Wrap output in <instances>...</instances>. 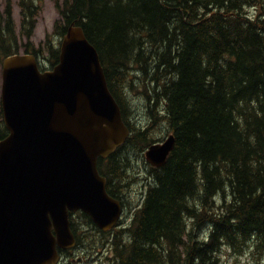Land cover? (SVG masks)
<instances>
[{
    "label": "trees",
    "instance_id": "16d2710c",
    "mask_svg": "<svg viewBox=\"0 0 264 264\" xmlns=\"http://www.w3.org/2000/svg\"><path fill=\"white\" fill-rule=\"evenodd\" d=\"M32 2L21 0L19 40L12 0H5L0 60L47 53L53 68L60 47L51 40L33 46ZM57 9L55 34L84 29L131 131L108 160H99L109 195L124 204L132 155L156 143L155 125L176 137L166 164L151 168L154 183L131 224L103 233L80 213L100 236L78 244L109 250L112 264H227L225 248L263 256L264 0H63ZM136 81L147 126L129 123L127 92ZM8 135L1 109L0 142Z\"/></svg>",
    "mask_w": 264,
    "mask_h": 264
},
{
    "label": "water",
    "instance_id": "95a60500",
    "mask_svg": "<svg viewBox=\"0 0 264 264\" xmlns=\"http://www.w3.org/2000/svg\"><path fill=\"white\" fill-rule=\"evenodd\" d=\"M58 64L42 71L33 54L3 61L0 142V264H59L76 245L70 213L82 211L107 232L123 215L107 192L99 159L130 136L100 55L81 26L64 35ZM176 137L145 153L163 167Z\"/></svg>",
    "mask_w": 264,
    "mask_h": 264
},
{
    "label": "rangeland",
    "instance_id": "374dc122",
    "mask_svg": "<svg viewBox=\"0 0 264 264\" xmlns=\"http://www.w3.org/2000/svg\"><path fill=\"white\" fill-rule=\"evenodd\" d=\"M63 0H33V4L37 7V23L32 35V43L35 49H40L42 44L46 41H53L58 47L62 41V37L55 34V25L57 20L60 19V15L57 9V4L62 3ZM21 0H12L13 6V19L16 27V35L20 39H24L22 35V14H21ZM5 0H0V10L5 8ZM22 42V41H21ZM33 52V50H31ZM24 53V51H21ZM49 55L45 53L44 55L38 56L40 60V65L42 69L51 68L48 60ZM2 84H3V64L0 60V111L2 109ZM127 93V100L129 104L130 111V124H138L141 126H147L149 123L148 117L146 115V101L144 96L141 94L143 91L139 87V81L132 87ZM172 132L166 126L155 125L151 131L150 136L157 143L164 141ZM146 151V150H145ZM145 151L134 153L133 159V169L129 172V178L127 180V186L124 187L122 193V199H124V213L122 218V226H129L132 222L133 215L138 209V205L144 200V197L154 183L151 180V165L147 162ZM123 201V200H122ZM74 222L73 230L77 234L78 239L87 240V242L93 236H100L94 228H91L87 224L86 219L80 214L74 215L71 218ZM76 230V231H75ZM105 241H108V237H103ZM85 243L86 249H82L75 253L74 257L70 256L69 264H112L109 258H112V254L109 250L97 248L89 249L88 243ZM88 249V250H87ZM253 251H247L243 255H238L234 253L231 249H226L222 251L221 256L224 262L227 264H264V255L258 260L254 259ZM78 254V255H77ZM81 259V261H80ZM66 264V263H65Z\"/></svg>",
    "mask_w": 264,
    "mask_h": 264
},
{
    "label": "flooded vegetation",
    "instance_id": "af4514ba",
    "mask_svg": "<svg viewBox=\"0 0 264 264\" xmlns=\"http://www.w3.org/2000/svg\"><path fill=\"white\" fill-rule=\"evenodd\" d=\"M123 208H124V205H123ZM125 210V208H124ZM76 235V234H75ZM77 237V236H76ZM82 249H86V246L85 245H82V244H78L71 250H67V251H64V252H61V264H69V261H70V256L71 257H74L75 256V253L82 250ZM88 250V249H87ZM78 255V254H77ZM81 261V259H80Z\"/></svg>",
    "mask_w": 264,
    "mask_h": 264
}]
</instances>
